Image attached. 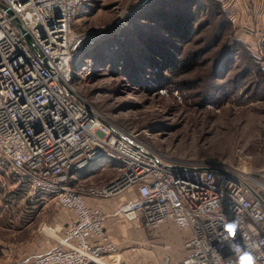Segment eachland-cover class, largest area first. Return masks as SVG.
<instances>
[{"label":"built area","instance_id":"built-area-1","mask_svg":"<svg viewBox=\"0 0 264 264\" xmlns=\"http://www.w3.org/2000/svg\"><path fill=\"white\" fill-rule=\"evenodd\" d=\"M92 2L0 0V168L7 166L32 194L53 196L72 214L57 244L14 264H98L116 255L106 213L92 202L131 193L119 208L125 219L142 214L149 230L174 224L182 234L184 255H166L160 264H247L245 256L264 264V173L256 177L251 168L228 163L163 160L78 93L75 77L86 80L95 71L92 58L80 60L93 38L85 41L71 28ZM91 168L117 175L99 185L73 186Z\"/></svg>","mask_w":264,"mask_h":264},{"label":"rangeland","instance_id":"rangeland-1","mask_svg":"<svg viewBox=\"0 0 264 264\" xmlns=\"http://www.w3.org/2000/svg\"><path fill=\"white\" fill-rule=\"evenodd\" d=\"M152 1L93 0L90 13L78 15L75 34L85 41L93 38L80 60L95 61L89 78L78 82L74 75L78 93L110 124L163 160L184 165L228 163L251 168L260 176L264 173V0H218L220 9L208 8L204 14L200 9L209 5L208 0H199L193 13L182 6L184 18L193 14L195 26L204 27L180 55L182 60L196 53L198 68L187 77L192 79L189 87L160 88L153 74L165 70L161 43L168 38L142 19ZM106 49L110 64L109 57L104 63L100 59ZM114 56H120V70ZM99 171H84L73 186L99 185L114 177ZM64 214L53 196L32 194L7 166L0 168V263H20L57 244L64 225L56 218ZM147 234L145 252L135 261L123 260L118 251L103 262L160 264L166 255L176 260L183 256V237L174 224L147 229Z\"/></svg>","mask_w":264,"mask_h":264},{"label":"trees","instance_id":"trees-1","mask_svg":"<svg viewBox=\"0 0 264 264\" xmlns=\"http://www.w3.org/2000/svg\"><path fill=\"white\" fill-rule=\"evenodd\" d=\"M208 1L209 5H205V8L200 9L201 14L209 12L210 10H208V8H212L216 11L220 9L221 5L215 2L216 0ZM198 5L199 0H153L147 9H145L146 16H143L142 19L150 21L152 24L158 26L165 37L168 38L164 39V42L161 43V47L165 50V59H167V62L162 64L165 70L162 73H159L157 70L158 74H153L158 77L155 83L158 88L168 85H174L175 87L183 85L184 87H189V84H191L190 82L192 79L187 77H191L192 73L198 68L199 58L194 52L187 54L188 57L182 60L180 59V55H182L183 48L190 45V42H192L199 32L204 30V27L201 25L195 26L197 21L193 14L190 19L184 18L180 13V8L184 6L185 9L191 10L187 11L188 13H193L194 11L192 10L198 8ZM172 11H174V13H172ZM107 49L105 50V56L103 54L100 56L103 63L106 61V58L109 57ZM226 50L227 48L223 49L221 54H224ZM156 55L159 56V53ZM110 59L109 57L107 60L109 64L111 63ZM114 61V65H117V68L120 70L123 66L120 56H116ZM194 79H196V77Z\"/></svg>","mask_w":264,"mask_h":264},{"label":"crops","instance_id":"crops-1","mask_svg":"<svg viewBox=\"0 0 264 264\" xmlns=\"http://www.w3.org/2000/svg\"><path fill=\"white\" fill-rule=\"evenodd\" d=\"M218 1V0H216ZM87 9H80L78 12V15H87L90 13V8L88 11H84ZM78 18V17H77ZM74 24V23H73ZM73 30V25L72 28ZM75 33V31L73 30ZM101 173H112L114 176L117 175V172H112L113 169H105L101 170L99 169ZM86 171H98L97 169H89ZM114 171V170H113ZM85 172L82 171V176ZM114 178V177H113ZM111 178V179H113ZM78 175L76 177V181H78ZM108 179V180H111ZM75 181V182H76ZM93 186V185H91ZM88 187V186H85ZM132 196L131 194H122L120 196L115 197L114 199L107 200V201H96L92 202L95 203L97 206H101V208L106 213V232L107 235H109L111 241L117 245L118 251H121V258L125 261H135L138 259V256H141V251L145 252V244L147 243L148 235L147 234V227L145 225V219L143 218V215L140 214L138 220L136 221H128L125 219L120 213L119 208L122 206L126 201L130 200ZM72 216L71 212L65 211L64 215H60V217L56 218L57 221L63 222L60 223L62 225H65L68 222V219H70ZM67 219V220H66ZM175 226V225H174ZM176 227V226H175ZM177 228V227H176ZM179 232V231H178ZM183 247V245H182ZM144 248V249H143ZM183 249V248H182ZM184 255V250H183ZM36 256V255H34ZM33 257V256H30ZM30 259V258H29ZM25 260H28L25 259ZM23 260V261H25ZM7 264H14L13 263H7Z\"/></svg>","mask_w":264,"mask_h":264},{"label":"water","instance_id":"water-1","mask_svg":"<svg viewBox=\"0 0 264 264\" xmlns=\"http://www.w3.org/2000/svg\"><path fill=\"white\" fill-rule=\"evenodd\" d=\"M1 7L3 8V10H5L3 6H1ZM14 25H16V26L18 27V29L21 31V33H22L24 39L26 40V42L28 43V45H29L31 48H33V50H34V52L36 53V55H37L40 59H43V54H42L40 48L37 47V45H36L35 42L33 41L32 37H30V35H29L26 31H24V29H23V27H22L20 21L17 20V19H15V21H14Z\"/></svg>","mask_w":264,"mask_h":264},{"label":"clouds","instance_id":"clouds-1","mask_svg":"<svg viewBox=\"0 0 264 264\" xmlns=\"http://www.w3.org/2000/svg\"><path fill=\"white\" fill-rule=\"evenodd\" d=\"M244 260L247 262V264H252V261H251L250 257L245 256Z\"/></svg>","mask_w":264,"mask_h":264},{"label":"bare ground","instance_id":"bare-ground-1","mask_svg":"<svg viewBox=\"0 0 264 264\" xmlns=\"http://www.w3.org/2000/svg\"><path fill=\"white\" fill-rule=\"evenodd\" d=\"M98 264H105V263L103 262V260H101Z\"/></svg>","mask_w":264,"mask_h":264}]
</instances>
